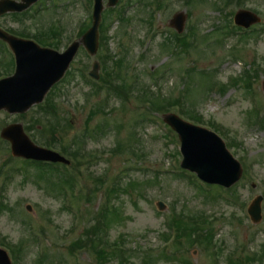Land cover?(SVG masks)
<instances>
[{
    "label": "rangeland",
    "instance_id": "1",
    "mask_svg": "<svg viewBox=\"0 0 264 264\" xmlns=\"http://www.w3.org/2000/svg\"><path fill=\"white\" fill-rule=\"evenodd\" d=\"M127 1L120 0L118 5ZM86 5L85 0H42L21 21L10 14L1 16L0 27L13 28L19 33L56 30L61 35L56 42L60 45L58 51L63 52L78 39L80 25L89 15ZM241 9L252 11L262 20L252 28L260 32L246 41L222 34L226 31V20ZM179 12L186 15L182 35L193 29L189 39L194 45L186 51L167 39L171 37L170 31L175 32L170 21ZM130 17L132 20H127L128 24L122 28L118 23L110 25L108 37L110 50L123 63L121 73L131 90L129 101L105 90L91 91L89 83L79 74V69L86 66L89 72L93 62L83 55L82 47L69 76L49 95L50 106L59 113L60 123L68 122L63 130L55 132L61 145L69 148L72 143L77 146L78 142H86V151L98 155L85 160V165L73 169L74 176H69L71 190L76 186L77 195L81 190L79 198H64L52 191L54 184L37 175H50L49 170L37 172L36 167L13 158L0 138V188L4 189H0L3 206L0 242L14 247L23 242L18 256L23 264H36L41 251L46 252L42 264H97L93 253L78 251L74 256L77 249L71 253V247L82 238L84 229L95 225L94 217L103 203L105 190L117 187L118 197L115 195L111 207L117 208L119 223L111 228L108 239L111 243L120 240L135 251L130 257L131 264H143L145 257L141 253L146 251L152 254L145 264H226L230 258L260 253L264 249V128L252 125L248 113L254 99L264 117V0H242L240 5L230 7L224 6V0H165L156 16L159 33L154 41H150L148 34L147 9L136 6L130 10ZM4 52L0 47V60L5 62L0 66V74L11 71V66L6 64L10 55ZM191 67L197 70L189 74ZM247 67L255 70L258 77L252 84L256 98H249L247 89L237 83L224 93L207 95L203 102L198 94L195 96L196 92L184 96L205 121L227 130L233 143L231 153L242 165L244 162L249 166L248 178L245 180L243 175L231 189L232 198H214L221 193L215 190L211 199L200 194L187 180L175 177L173 173L179 172L176 167L180 168L182 160L178 154L180 144L178 140L171 141L172 135L162 124L164 114L148 111L149 104L145 105L144 101L151 91L150 95L155 97L147 99L152 100L154 107L162 106L185 94L186 88L201 91V87L206 97L209 81L205 72L200 71H216L212 81L226 85L232 78H240ZM34 110L36 107L22 120L19 115L0 112V133L4 127L16 123L25 129L29 120L37 117L38 110ZM92 110L96 114L90 116ZM89 117V129L83 134ZM37 128L42 130L41 126ZM31 133L35 144L45 141L47 133ZM119 143L124 146L121 152ZM258 196L263 197L262 220L255 225L247 209ZM159 202L165 205L162 212L157 208ZM28 207L32 208L31 212L27 211ZM79 212H83V220L77 224L75 217ZM183 214L210 219L214 225L205 234L210 243L201 242L200 247L191 248L186 247L184 239L175 248L164 251L166 254H158L166 240L163 235L167 231V218Z\"/></svg>",
    "mask_w": 264,
    "mask_h": 264
},
{
    "label": "water",
    "instance_id": "2",
    "mask_svg": "<svg viewBox=\"0 0 264 264\" xmlns=\"http://www.w3.org/2000/svg\"><path fill=\"white\" fill-rule=\"evenodd\" d=\"M37 1L22 0V3L18 4L4 0L0 3V15L6 12H23ZM117 1L111 0L110 5H115ZM101 11V0H96L93 28L83 38V44L91 54H95L97 50V30ZM177 18L181 22L185 19L182 15ZM254 22L258 20L248 12H240L237 15V23L242 26H249ZM182 24H176L179 32L183 30ZM0 39L11 46L17 60L15 75L0 81V111L4 109L9 113L22 114L32 106L42 103L51 88L64 77L79 48V43H76L65 53L59 54L42 49L31 41L15 39L3 32H0ZM165 120L180 136L184 156L183 168L196 172L208 183L219 184L226 188H230L240 180L242 175L240 164L233 159L217 136L183 123L174 116H167ZM2 138L12 143L14 156L68 164L60 156L40 150L33 145L24 134L21 125L6 128L2 132ZM260 203L261 198L257 199L249 210L254 223L261 220ZM0 264H11L7 254L1 250Z\"/></svg>",
    "mask_w": 264,
    "mask_h": 264
},
{
    "label": "trees",
    "instance_id": "3",
    "mask_svg": "<svg viewBox=\"0 0 264 264\" xmlns=\"http://www.w3.org/2000/svg\"><path fill=\"white\" fill-rule=\"evenodd\" d=\"M19 35L21 36V34H19ZM23 36L24 35H22L21 37H23ZM33 39L38 41L43 46H48V47H52V48H59V44H57L56 41L51 40L48 37L45 38L44 36H41V34L35 35L33 37ZM180 42H181L182 46H184V47L187 46L186 40H182ZM10 64H11V62L9 64H7V66L10 65ZM0 76H1V74H0ZM247 87H248V83H247ZM185 95H189V91H187L181 97H184ZM50 107H51V110H50ZM37 110H38V112L36 113L37 117H34V118L31 119L30 125L28 127L29 130H35L38 125H41L43 133H47V131H49L48 133H54V132L57 131V129L63 128V127H65V124L66 125L68 124V122L66 120H65V124L60 123L59 113L56 112L55 107L50 106L49 102L46 103V107L45 106L38 107ZM190 118L193 119V120H200V118H198L196 116H191ZM54 140H55V142H57L56 139H54ZM79 144H80V142L77 143V146L75 144H72L69 148H65V150H64L65 154H67L68 156H71V157H76L79 154V148H80ZM61 182L63 183L64 181H61ZM53 184L55 186H59L58 183H56V184L53 183ZM113 221H114V218H110V217L109 218H104V222H103L104 226L105 227H109L112 224ZM179 227H180L179 230L181 231L179 233L180 234V238L184 237V239H186V247H189V246L191 247L196 242L201 243L203 240H206V241L209 240L208 239V235H205L206 234V230L203 229V228L195 229L197 227V226H195V228L190 229V228H188L187 224L183 223L182 221L179 222ZM99 229H100V226H99ZM196 230H200L201 234L197 235L196 234ZM85 235H87V234H85ZM194 236H197L199 240L198 239H193ZM206 243L209 244L210 242H206ZM22 244H23V242L19 243L18 247H14L13 246L14 247L13 254H16V250L18 251V253H22V248L20 247ZM178 244H180V242H178ZM115 253L116 252H112V251L106 252V250H102V251L100 250V254H98V255L100 257H102V258H104L106 260L108 259L110 261L111 258H115L116 257ZM43 258H45V256ZM42 261H43V259L38 258L36 262L38 264H42ZM263 262H264V249L258 254L257 253L253 254V256L251 258L247 259V261H244V260H240V261L229 260L228 264H257V263H263Z\"/></svg>",
    "mask_w": 264,
    "mask_h": 264
}]
</instances>
